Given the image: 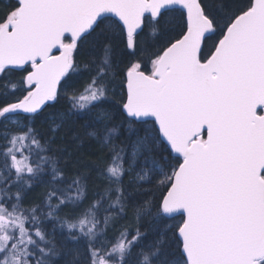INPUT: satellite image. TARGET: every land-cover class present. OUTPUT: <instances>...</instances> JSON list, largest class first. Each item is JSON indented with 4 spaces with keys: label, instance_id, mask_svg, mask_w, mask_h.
Masks as SVG:
<instances>
[{
    "label": "snow or ice",
    "instance_id": "6c2138e0",
    "mask_svg": "<svg viewBox=\"0 0 264 264\" xmlns=\"http://www.w3.org/2000/svg\"><path fill=\"white\" fill-rule=\"evenodd\" d=\"M0 264H264V0H6Z\"/></svg>",
    "mask_w": 264,
    "mask_h": 264
},
{
    "label": "trees",
    "instance_id": "16d2710c",
    "mask_svg": "<svg viewBox=\"0 0 264 264\" xmlns=\"http://www.w3.org/2000/svg\"><path fill=\"white\" fill-rule=\"evenodd\" d=\"M5 2H6V0H0V7H2L3 3H5Z\"/></svg>",
    "mask_w": 264,
    "mask_h": 264
}]
</instances>
